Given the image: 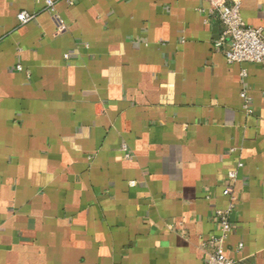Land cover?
I'll return each mask as SVG.
<instances>
[{
  "label": "crops",
  "instance_id": "0c3cea01",
  "mask_svg": "<svg viewBox=\"0 0 264 264\" xmlns=\"http://www.w3.org/2000/svg\"><path fill=\"white\" fill-rule=\"evenodd\" d=\"M46 1L0 0V264H203L233 170L225 251L264 264V65L217 51L213 2L51 0L57 34Z\"/></svg>",
  "mask_w": 264,
  "mask_h": 264
},
{
  "label": "built area",
  "instance_id": "2783aa9c",
  "mask_svg": "<svg viewBox=\"0 0 264 264\" xmlns=\"http://www.w3.org/2000/svg\"><path fill=\"white\" fill-rule=\"evenodd\" d=\"M214 8L210 16L219 23V32L215 41L217 51H223L226 61L234 63H254L264 65V35L263 27L253 28L247 25L240 12V2L234 1L228 4V0H211ZM70 2V1H68ZM45 10L52 17L56 27V33L65 31V25L55 10L54 1H46ZM34 16L26 11L17 15L21 24L31 21ZM21 70V66H17ZM243 99V108L250 114V98L247 91L243 90L240 94ZM241 167V164L238 165ZM237 178V170L230 171L224 182L222 194L228 199L227 206L215 209L214 222L218 228V234L209 237L203 243L205 261L203 264H240L229 258L225 251V242L233 230L231 215L236 209V196L232 190Z\"/></svg>",
  "mask_w": 264,
  "mask_h": 264
}]
</instances>
